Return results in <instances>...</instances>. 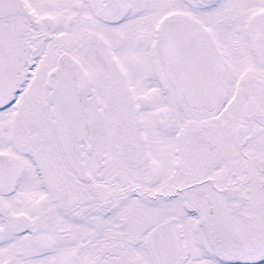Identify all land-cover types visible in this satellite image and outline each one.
I'll use <instances>...</instances> for the list:
<instances>
[{
    "label": "snow or ice",
    "instance_id": "1",
    "mask_svg": "<svg viewBox=\"0 0 264 264\" xmlns=\"http://www.w3.org/2000/svg\"><path fill=\"white\" fill-rule=\"evenodd\" d=\"M0 264H264V0H0Z\"/></svg>",
    "mask_w": 264,
    "mask_h": 264
}]
</instances>
